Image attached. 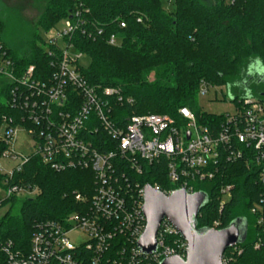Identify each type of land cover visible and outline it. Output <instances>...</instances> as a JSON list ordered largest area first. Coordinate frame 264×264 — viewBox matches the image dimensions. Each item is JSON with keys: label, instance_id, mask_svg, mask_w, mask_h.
Segmentation results:
<instances>
[{"label": "built area", "instance_id": "built-area-1", "mask_svg": "<svg viewBox=\"0 0 264 264\" xmlns=\"http://www.w3.org/2000/svg\"><path fill=\"white\" fill-rule=\"evenodd\" d=\"M78 11L64 21L57 38L46 43V53L53 69L47 81L35 78V68L18 73L9 55L0 47V76L13 85L12 106L24 116L22 125H6L0 140L7 148L0 160H18L13 146L17 128L34 141L30 157H20L11 173L0 167V224L11 200L30 199L36 188H26L15 181L31 157H38L55 172L89 171L95 176V194L90 201L76 195L80 209L62 221L37 224L26 254L12 242L0 239V253L5 264H161L172 257H186L187 243L172 225L164 220L157 234V249L146 255L139 241L146 229L143 214L145 187L150 186L166 197L184 190L189 195L203 193L202 186L225 172L226 164L244 163L264 189V103L255 99L239 101L236 112L226 116L219 127L202 126L189 109L179 112L180 122L167 116L122 117L115 108L123 104L120 90L90 86L81 73V59L73 37L103 36L97 27L82 30L85 21ZM140 23L141 20L139 19ZM125 28V24H121ZM108 44L120 46L112 35ZM212 88L202 83L199 95ZM129 105L134 100L128 98ZM163 162V163H162ZM157 166L155 178L165 175L168 186L143 185L134 178H151L150 168ZM233 185L222 186L220 206L232 198ZM229 196L227 202L223 201ZM261 203L264 204V198ZM263 223V220L261 221ZM214 222L212 229L220 230ZM81 231L88 240L79 245L69 235ZM171 236L178 240L167 243ZM256 248H259L256 246ZM222 264H228L222 260Z\"/></svg>", "mask_w": 264, "mask_h": 264}, {"label": "trees", "instance_id": "trees-1", "mask_svg": "<svg viewBox=\"0 0 264 264\" xmlns=\"http://www.w3.org/2000/svg\"><path fill=\"white\" fill-rule=\"evenodd\" d=\"M172 3L174 10L166 13L160 0H45L37 28L22 44H9L6 26L1 23L0 47L18 73L34 67L35 78L47 81L53 69L47 44L36 30L53 28L79 11L85 21L82 30L94 26L104 33L88 38L80 31L73 37L77 51L89 59L81 73L92 87L120 90L124 102L115 110L122 117L160 115L179 123L180 110L189 109L202 126L218 129L226 116L208 115L197 108L202 83L225 86L236 107L245 99L264 103V0ZM112 35L120 46L108 44ZM12 88L0 76V135L6 125H22L23 112L11 104ZM128 98L134 100L133 105L126 102ZM6 149L0 140V152ZM226 166L220 178L202 186L208 203L199 214L197 229H212L214 222L223 229L237 218L246 219L245 242L228 249L223 258L228 264H264V189L251 174V167L241 162ZM157 172L154 166L149 171L151 178L134 180L141 186L159 183L167 187L165 175L156 179ZM15 179L26 188H36L37 194L33 199L9 202L11 207L0 224V239L26 254L37 224L62 221L80 209L76 195L90 201L96 190L92 172L58 173L38 157H31ZM228 185L234 186L232 198L221 207L220 188ZM178 239L171 236L167 243ZM5 261L0 253V264Z\"/></svg>", "mask_w": 264, "mask_h": 264}, {"label": "water", "instance_id": "water-1", "mask_svg": "<svg viewBox=\"0 0 264 264\" xmlns=\"http://www.w3.org/2000/svg\"><path fill=\"white\" fill-rule=\"evenodd\" d=\"M208 203L204 193L187 194L184 190L166 197L150 186L145 187L143 214L146 229L139 247L146 255L157 249V234L161 223L167 220L187 243L186 257H172L161 264H222L223 255L247 237V221L237 218L220 230H198V217Z\"/></svg>", "mask_w": 264, "mask_h": 264}, {"label": "rangeland", "instance_id": "rangeland-1", "mask_svg": "<svg viewBox=\"0 0 264 264\" xmlns=\"http://www.w3.org/2000/svg\"><path fill=\"white\" fill-rule=\"evenodd\" d=\"M162 7L166 13L172 12L174 6L172 0H160ZM206 5H211L217 2V0H202ZM45 9V0H0V27L2 25L5 28V37L7 42L12 45L22 44L29 33L35 31L37 25L43 15ZM64 28V21H60L56 26L48 30L44 28H38L36 34L45 43H49L57 38V43L62 46V40L57 37L59 32ZM1 31V29H0ZM22 54L23 52L20 51ZM83 66L89 65V59L83 57L81 59ZM259 68V67H258ZM232 96L228 89L222 85H215L210 88L205 95H198L197 108L201 113L216 116H232L236 112L235 105L232 103ZM17 135L13 150L15 154L19 156L18 160L3 161L0 160V167L3 169V173H11L19 164H21L20 157H30L34 152V141L28 136L24 130L17 128ZM30 199H33L35 195H29ZM0 198L3 199L4 195L0 191ZM229 196L225 195L223 201L227 202ZM11 205L6 203L3 208V213L10 209ZM17 208L14 209V212ZM70 242L73 245H79L88 240V237L81 231H74L69 235Z\"/></svg>", "mask_w": 264, "mask_h": 264}]
</instances>
